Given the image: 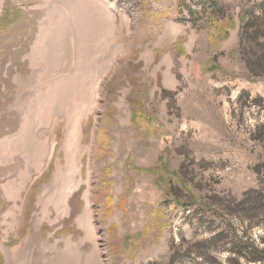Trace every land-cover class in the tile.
<instances>
[{
  "label": "rangeland",
  "instance_id": "1",
  "mask_svg": "<svg viewBox=\"0 0 264 264\" xmlns=\"http://www.w3.org/2000/svg\"><path fill=\"white\" fill-rule=\"evenodd\" d=\"M172 1L0 0V264H227L193 245L221 230L264 246V78L236 16ZM177 188L195 205L157 231Z\"/></svg>",
  "mask_w": 264,
  "mask_h": 264
},
{
  "label": "trees",
  "instance_id": "2",
  "mask_svg": "<svg viewBox=\"0 0 264 264\" xmlns=\"http://www.w3.org/2000/svg\"><path fill=\"white\" fill-rule=\"evenodd\" d=\"M172 1V0H171ZM176 7L182 14V10H187L190 15L195 13L191 10L189 2L193 0H175ZM189 1V2H188ZM173 2V1H172ZM146 7H143L140 11V19L144 23H148L156 16V14L150 9L149 1L142 2ZM222 6H218L216 0H202V13L199 15L202 17L206 24H212L214 22L231 21L234 16L238 18V45L241 54V59L246 67L249 76L254 78H264V0H221ZM170 8V3H166L163 9ZM244 94H240L238 101ZM246 98L248 100V95ZM261 98L257 97L249 101V104H257L261 102ZM134 115V114H133ZM172 191V189H171ZM174 192V191H172ZM167 193V197H173L175 201L167 200L159 203L154 210V220L151 224L157 231L162 230L170 226L172 211L167 212L169 204L174 202V209L181 211L187 210L188 207L195 205L188 200V203L180 202L178 200L180 193H183L182 188H177V192ZM187 196V194H185ZM189 197V196H187ZM172 204V203H171ZM174 212V210H173ZM225 236L223 230L215 232L209 239L205 241H199L194 243L195 248L203 247V245H211L215 247L216 252H227L228 258L227 264H264V246H259L253 240L244 243V246L235 250L234 247L225 249ZM179 248H175L172 252L170 262L174 261L179 255ZM200 251V250H198ZM189 253V252H188ZM199 257H203V260L207 258L213 259L210 254H203L198 252ZM240 259L243 260L240 263Z\"/></svg>",
  "mask_w": 264,
  "mask_h": 264
}]
</instances>
